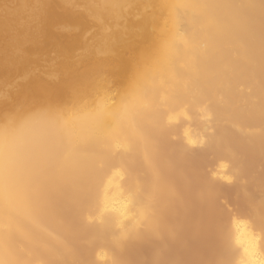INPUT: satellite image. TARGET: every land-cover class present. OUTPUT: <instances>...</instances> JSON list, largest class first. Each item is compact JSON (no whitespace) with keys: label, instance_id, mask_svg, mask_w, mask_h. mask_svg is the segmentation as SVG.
<instances>
[{"label":"bare ground","instance_id":"6f19581e","mask_svg":"<svg viewBox=\"0 0 264 264\" xmlns=\"http://www.w3.org/2000/svg\"><path fill=\"white\" fill-rule=\"evenodd\" d=\"M145 1L126 89L0 116V264H264V0Z\"/></svg>","mask_w":264,"mask_h":264},{"label":"rangeland","instance_id":"374dc122","mask_svg":"<svg viewBox=\"0 0 264 264\" xmlns=\"http://www.w3.org/2000/svg\"><path fill=\"white\" fill-rule=\"evenodd\" d=\"M38 1L40 0H0V116L6 115L7 113L19 112V110L26 108V106L29 107L30 105L34 108L37 102H42L44 101L43 99L47 100L48 97V100L51 101L56 109H64L63 107H68L74 102L72 101V99L74 100L72 90L82 93L81 91H88L90 89L91 91L89 90V92H91V96H94L93 98L97 96L100 97L103 92V85L106 83L109 85L106 84L104 86H107L104 88V91L112 90L111 88L113 87L114 91L118 88L117 92H119L124 86L123 83L126 82V77L130 76L127 77L129 84V82H131L130 78L132 73L138 68L137 65L141 64L139 62L142 60L140 59L141 57L137 58V56L135 57L133 55H135L136 52L139 55L140 53L149 51L150 47L155 42L154 40L157 39V29L153 28L154 23L156 24V20L154 19L155 16L152 15L156 6L153 8L151 5L153 8L152 10L149 5L152 3H146L145 0V2L143 0H139L140 2L138 0H131L129 1L130 3H124L126 5L123 4V7H126L124 10L126 9L127 11L125 12L127 13H122L123 9L120 6L118 7H120L119 9L122 11L117 10L118 13L115 7L111 6V8H109L108 6L101 5L99 0H42L40 2H43L42 4L44 7ZM133 2L136 4L132 5ZM36 3L40 6L38 4L36 6ZM89 4H93L92 7ZM130 4L136 8V10L134 9L135 13ZM139 4H141L142 7H140L141 5ZM127 6H130L131 9H128ZM98 8L99 10L102 9L101 11H103V13L99 14L100 11ZM142 8L143 10L144 8H150V10H147V12L144 10L146 14L143 13V10H140ZM35 9L39 10L36 12ZM105 10L108 14L105 13ZM137 10L139 14L141 13L143 18L142 16L140 17V15L138 17ZM155 11L156 10H154V13H156ZM148 13L154 17L151 18L153 23ZM109 14H112V17L111 15L109 16ZM144 23H146V25H144ZM150 24L154 30L150 28ZM136 26H139V28ZM155 35L156 37L153 38L152 36ZM151 38L153 39V44L151 43ZM149 39L150 42H148ZM146 46L149 47V49ZM139 48L141 50L143 48L144 51L139 52ZM128 58L131 59L128 61ZM136 58L140 60L138 61ZM130 61L133 62V64L136 61L134 64L136 66H134L136 68L135 70L132 68V63V70L128 69L130 68L128 67ZM128 71L133 72L130 74ZM109 79H111V81ZM98 81H104L105 83L102 82L104 84L101 83V85L99 83L98 85V83H96ZM128 84H126V86H128ZM80 86H82L84 90H79L80 88L82 89ZM92 86L95 87L92 89ZM126 86H124L125 89L127 88ZM74 87H77L78 90L77 88L74 89ZM36 88H38V91ZM94 88H97V90L95 89L94 91ZM51 89L53 93H60L58 99L53 98V100L50 98L51 94H53L51 93ZM59 89L61 92L58 91ZM48 90L50 93H48ZM98 90H102V92ZM97 91L100 93H98L99 95H97ZM114 91H112V93ZM46 93L47 96H45ZM71 95L73 97L70 98ZM57 105L59 108L56 107ZM207 153L208 152L204 153L203 151L197 150L190 154V160L192 159L191 162L195 160L192 163L198 165L202 172L209 171L213 168V165L208 164L209 162L207 159H209V153ZM205 157L207 158L205 159ZM254 157V160L258 161L257 164H254V167L257 168L258 171L264 172V165H260V158L257 155ZM197 161L200 162L198 163ZM255 165H257V167ZM226 184L227 183L216 182L215 185H217L216 187L220 191L219 193L216 189V194L219 193L216 195L217 202L227 201L228 203H232L234 201L233 191L229 192L231 189L233 190V187ZM229 187H231V189ZM224 190L226 192H224ZM213 208L212 210L215 211L216 206L214 209ZM212 210L211 212L208 210L209 213H212ZM209 213L206 212L205 215L210 216ZM194 264L197 263L195 262Z\"/></svg>","mask_w":264,"mask_h":264},{"label":"clouds","instance_id":"9594fccd","mask_svg":"<svg viewBox=\"0 0 264 264\" xmlns=\"http://www.w3.org/2000/svg\"><path fill=\"white\" fill-rule=\"evenodd\" d=\"M2 151H3V146L2 144H0V153H2Z\"/></svg>","mask_w":264,"mask_h":264}]
</instances>
